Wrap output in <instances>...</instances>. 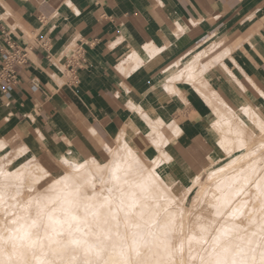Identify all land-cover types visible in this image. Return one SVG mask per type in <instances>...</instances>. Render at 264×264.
I'll use <instances>...</instances> for the list:
<instances>
[{"label":"crops","instance_id":"crops-1","mask_svg":"<svg viewBox=\"0 0 264 264\" xmlns=\"http://www.w3.org/2000/svg\"><path fill=\"white\" fill-rule=\"evenodd\" d=\"M8 37L0 140L51 174L126 142L182 191L226 157V107L264 117V0H0V69Z\"/></svg>","mask_w":264,"mask_h":264},{"label":"rangeland","instance_id":"rangeland-1","mask_svg":"<svg viewBox=\"0 0 264 264\" xmlns=\"http://www.w3.org/2000/svg\"><path fill=\"white\" fill-rule=\"evenodd\" d=\"M244 113L225 108L226 157L182 191L126 142L51 174L0 140V264H264V117Z\"/></svg>","mask_w":264,"mask_h":264},{"label":"built area","instance_id":"built-area-1","mask_svg":"<svg viewBox=\"0 0 264 264\" xmlns=\"http://www.w3.org/2000/svg\"><path fill=\"white\" fill-rule=\"evenodd\" d=\"M6 48L3 51V64L0 69V82H5V93H8L11 88L18 82L16 67L27 62V52L19 46H14V42L8 37ZM79 60H85L86 52L82 46H77L75 49Z\"/></svg>","mask_w":264,"mask_h":264},{"label":"bare ground","instance_id":"bare-ground-1","mask_svg":"<svg viewBox=\"0 0 264 264\" xmlns=\"http://www.w3.org/2000/svg\"><path fill=\"white\" fill-rule=\"evenodd\" d=\"M187 100V99H186ZM234 113V112H233ZM235 113H238V112H236L235 111ZM235 115V114H234ZM125 133V132H124ZM123 134V133H122ZM123 136V135H122ZM3 142V141H2ZM242 157L243 156H241V157H239V158H237L236 160H235V164H239L241 161H242ZM2 160V159H1ZM92 160V159H91ZM1 162V164H2V161H0ZM4 164V163H3ZM2 164V165H3ZM2 167H4V166H2ZM0 169H2V168H0ZM2 172V171H1ZM0 172V173H1ZM11 174V173H10ZM21 188V187H20ZM19 188V189H20ZM22 189V188H21ZM20 189V190H21ZM22 191V190H21ZM21 193V192H20ZM17 200V199H16ZM23 201V200H22ZM18 202V201H17ZM64 264V263H63ZM104 264H121V262H119V261H117V260H115V259H113L112 257L110 258V260H106V261H104ZM123 264V263H122Z\"/></svg>","mask_w":264,"mask_h":264}]
</instances>
